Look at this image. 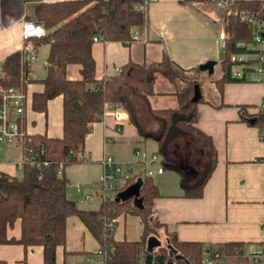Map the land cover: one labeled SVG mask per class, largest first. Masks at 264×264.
I'll use <instances>...</instances> for the list:
<instances>
[{"label":"trees","instance_id":"16d2710c","mask_svg":"<svg viewBox=\"0 0 264 264\" xmlns=\"http://www.w3.org/2000/svg\"><path fill=\"white\" fill-rule=\"evenodd\" d=\"M137 2L62 0L38 3L26 16L28 20L41 22L45 31L43 36L29 38V42L34 48L40 44L48 46L45 75L39 80L42 89L32 95L31 108L44 112L48 100L61 96L62 133L59 138L28 135L24 138L22 151L27 154L31 149L35 164L24 165L19 176L0 172V244L16 243L24 249L38 245L42 249V264H54L55 248L65 241V220L71 215L80 220L98 243L103 264H201L204 252L218 251L231 259L244 251L245 244L238 241L204 244L177 240L174 231L159 222L153 212V200L159 193L150 176L124 178L116 186L113 199L102 200L96 209H81L65 195L68 181L64 169L85 161L84 137L91 125L101 120L105 103L123 109L138 135L156 142L162 165L178 172L184 195L200 197L202 186L213 168L215 158L211 140L194 126L196 105L202 101L200 95L193 99L197 77L202 73L198 67L187 73L163 52L158 62L145 65L128 60L119 73L95 79L92 38L123 44L133 41L132 35L141 32L146 24L145 14L135 8ZM180 2L196 9L199 6L215 9L217 23L224 35L219 60L221 77L215 81L218 89L226 81H242L230 77L229 57L242 53L251 43L250 25L236 16L225 15L214 6V0ZM232 8L243 9L255 19L264 20V0H239L232 3ZM236 43L244 46H236ZM69 64L79 66V79L66 77ZM26 71L22 50L6 55L0 62V89L13 87L24 91L26 83L31 81L25 79ZM157 74L174 87L175 108H150L147 96L153 94ZM262 103L264 105V96ZM245 109L246 106L239 107V120L255 127L264 141V108H258L254 113ZM152 122L156 124L155 129L151 127ZM177 138H195L200 148H205L208 162L196 183L186 181V160L170 155V143ZM40 149L42 153H39ZM43 161L47 164L43 165ZM124 213L139 218L142 231L138 240H114L115 218ZM16 219L20 223L19 237L7 238L6 230ZM156 228H162L166 247L153 250L156 241L151 235ZM262 228L264 230V222ZM259 245L264 251V239ZM0 264L5 262L0 260Z\"/></svg>","mask_w":264,"mask_h":264},{"label":"crops","instance_id":"0c3cea01","mask_svg":"<svg viewBox=\"0 0 264 264\" xmlns=\"http://www.w3.org/2000/svg\"><path fill=\"white\" fill-rule=\"evenodd\" d=\"M55 1L62 0H0V62L9 53L22 49L21 23L28 20L26 16L32 7ZM145 17L146 24L141 32L136 33L137 40L128 44L100 40L92 42L96 80L116 74L115 70L128 60L145 65L158 62L163 52L187 73L199 64L213 60L214 72L222 56L219 40L223 33L212 10L202 6L196 9L180 0H156L146 8ZM47 51V44L35 47V59L28 65L31 81L25 85L22 125L27 135L59 138L62 133L61 96L48 100L44 112L31 108L32 95L42 89L39 80L45 75ZM65 75L70 80L79 79V66L67 65ZM208 75L202 72L197 77L198 94L202 101L196 105L194 126L211 140L215 158L213 168L202 186L201 196L188 197L179 184L178 172L163 166L160 157L162 172L152 174L159 193L153 200L152 209L159 222L174 231L179 241L204 244L238 241L245 244V254L260 246L264 239V141L255 127L239 120L238 109L246 106L248 113H254L261 108L264 83L226 81L218 89L215 81L221 77L220 68L213 80ZM152 90L153 94L147 96L151 109L176 107L174 87L161 75H156ZM151 127L155 129L156 124L152 122ZM147 141L156 144L153 139H143L138 135L123 109L118 108L117 115L104 113L84 137L85 161L67 166L64 169L65 177L71 178L69 167L77 165L78 172L92 170L97 180L102 170L101 159L105 156L120 163L135 158L131 169L134 165L140 169H132L134 175L131 176H140L143 165L135 151L146 152L144 144ZM178 144L185 148L180 149ZM169 152L173 158L186 160V181L196 183L208 162L205 148H200L195 138H177L170 143ZM19 156L17 147L0 151V172L16 176L14 163ZM199 156L203 157L200 169ZM67 190L65 188V195L71 199ZM90 191L89 188L82 194L83 200H89L85 199L88 193L92 198ZM76 205L81 209L86 208L79 203ZM98 205L91 209H96ZM141 231L142 225L137 216L124 213L115 218L114 240L135 241L139 239ZM19 233L20 223L16 219L7 228L6 237L18 239ZM98 248V243L80 220L74 215L68 216L65 220V241L55 248L54 264H88V256L97 260L93 253ZM0 260L5 264H42V249L38 245L24 249L16 243L0 244Z\"/></svg>","mask_w":264,"mask_h":264},{"label":"built area","instance_id":"2783aa9c","mask_svg":"<svg viewBox=\"0 0 264 264\" xmlns=\"http://www.w3.org/2000/svg\"><path fill=\"white\" fill-rule=\"evenodd\" d=\"M156 0H138L135 8L144 14L148 5ZM239 0H214V6L223 10L225 15L236 16L239 20L246 22L252 28V41L255 48L246 46L242 53L231 54L229 57L230 77L237 80H249L251 82L264 83V20H258L252 17L245 10H237L232 8V3ZM21 34L24 40L22 47L23 61L27 66L25 79L30 80V72L28 65L35 59V48L29 42L31 37H40L45 34L43 25L39 21L24 20L21 23ZM136 33L132 35V40H137ZM99 41L97 37L92 38V42ZM220 46H224V35L220 38ZM236 46H244L243 43H236ZM46 65V63H45ZM116 74L120 72L117 68ZM92 88H95L92 85ZM25 108V93L20 89L8 87L0 89V151H6L10 148L17 147L20 152L19 158L14 165L16 170L20 171L24 165L33 166L35 159L29 149L25 154L22 151L24 138L28 137L22 125V117ZM119 107L112 103H105L103 106L104 113H112L117 115ZM264 108V105H261ZM102 114V116H103ZM42 153V149L39 150ZM135 155L140 157L143 169L141 175L152 176L154 173H161L162 168L155 154H147L145 151H135ZM264 161V158H263ZM47 162L43 161V165ZM102 170L97 177V185L99 194L103 201H110L114 197L116 186L123 181L124 178L130 177L132 174L131 162L120 163L114 161L110 156L101 159ZM59 174V172H58ZM90 193L85 195V199H90ZM97 256V260L88 256L86 259L88 264H103L102 252L98 248L93 253ZM201 264H264V251L261 246H256L247 253H241L234 258H227L225 254L218 251L204 252L200 259Z\"/></svg>","mask_w":264,"mask_h":264},{"label":"rangeland","instance_id":"374dc122","mask_svg":"<svg viewBox=\"0 0 264 264\" xmlns=\"http://www.w3.org/2000/svg\"><path fill=\"white\" fill-rule=\"evenodd\" d=\"M207 9L212 10V12H215V9H213L212 7H208ZM250 47L255 48V44L250 43L249 44ZM42 52V51H41ZM219 72V63L215 66V70L213 73H211L210 75H208L207 77L210 78L211 80H213L217 73ZM198 82V80H197ZM200 95V94H199ZM145 149L147 154H155L157 157L158 162L160 163V154L157 148V144L151 142V141H147L145 142ZM178 147L180 149H184L181 145L178 144ZM197 151V150H196ZM200 154V152H199ZM126 156V154L124 155ZM202 156H199L200 162H198V166L199 169L201 168V164H202ZM114 159V158H113ZM135 158H129L128 162H134ZM123 163H127V162H123ZM73 165V164H72ZM71 170V174L72 177L71 178H67L68 179V183H67V195L68 197H71V199H73V201L77 203H79L80 205H82L83 207H86L87 209H91V207H96V205L99 204V202L102 201V198L99 194V191L96 192L97 190V184H95V180H96V176H94L93 171H89L87 173H80L78 172V166L74 165V166H70L69 167ZM132 169L138 170L140 169L139 166L134 165L132 166ZM67 176H69L68 171L66 172ZM16 176L20 175V171H16L15 173ZM154 176L151 177L153 183H154ZM89 188L92 190L90 191L92 193V198H90L89 200H83V193L87 190H89ZM79 189V190H78ZM96 189V190H95ZM95 194V195H94ZM85 208V209H86ZM151 237L156 241V245L153 246V250H157V248L159 247H166V236L162 230V228H156L155 232L151 235Z\"/></svg>","mask_w":264,"mask_h":264},{"label":"water","instance_id":"95a60500","mask_svg":"<svg viewBox=\"0 0 264 264\" xmlns=\"http://www.w3.org/2000/svg\"><path fill=\"white\" fill-rule=\"evenodd\" d=\"M214 64H215V61L207 60V61L199 64L197 67H198L199 71L205 72V73L210 75L212 73ZM194 87H195V92H194V98L193 99H196L199 96L197 84Z\"/></svg>","mask_w":264,"mask_h":264}]
</instances>
